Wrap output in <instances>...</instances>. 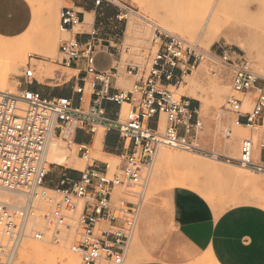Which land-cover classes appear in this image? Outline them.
Masks as SVG:
<instances>
[{
    "label": "built area",
    "instance_id": "2783aa9c",
    "mask_svg": "<svg viewBox=\"0 0 264 264\" xmlns=\"http://www.w3.org/2000/svg\"><path fill=\"white\" fill-rule=\"evenodd\" d=\"M105 0H80L64 7L59 15V29L67 35L59 40L58 63L78 72L72 96L45 95L36 88L40 82L34 69L27 66L17 95L0 94V189L21 194L24 204L0 201V264H13L27 238L54 245L66 242L64 236L76 231L82 238L72 249L81 254L82 264L108 260L123 264L134 237L140 205L122 201L113 203L117 187L141 186L144 166H150L161 148L199 153L227 165H236L264 174V134L241 139L236 157L215 155L200 146L203 125L198 110L187 97L177 98L169 89L192 73L206 60L216 78H229L234 93L254 95L252 107L245 111L244 101L236 95L226 101V110L236 127L264 129V76L240 51L217 48L204 51L198 46L173 36L165 37L155 54L152 69L128 89L113 88L118 84L119 69L99 71L96 56L108 52L111 44L101 38L95 22L91 32H77L85 23L84 8L98 10ZM80 34L88 39L81 41ZM161 36L155 34V43ZM140 69L130 67L128 75L138 77ZM90 82L91 93L87 94ZM63 84H66L64 82ZM114 90V92H113ZM93 98V99H92ZM118 107L115 119L106 115L104 103ZM124 105L130 109L123 118ZM164 117V122H163ZM96 135L98 127L118 134L124 147L121 175H109L110 166H89L79 179L61 175L55 188L47 187L50 166L47 148L53 136L63 138L68 147L89 153L87 145L76 143L67 126ZM226 131L224 140L232 138ZM79 155V154H78ZM55 166V164H51Z\"/></svg>",
    "mask_w": 264,
    "mask_h": 264
},
{
    "label": "rangeland",
    "instance_id": "374dc122",
    "mask_svg": "<svg viewBox=\"0 0 264 264\" xmlns=\"http://www.w3.org/2000/svg\"><path fill=\"white\" fill-rule=\"evenodd\" d=\"M74 1L77 6H80L77 4L80 0ZM189 1L190 0H105L103 6L96 11L92 5L88 6L90 11L95 12L97 29H99L101 38L108 40L111 44L109 52L115 56L117 61L116 66L119 69L118 88L126 90L141 77H147L149 75L153 66L155 54L158 51L161 42H165L166 36L179 37L188 43L198 46V48L204 51H214L219 47L238 50L252 63L254 69L260 75L264 76V59L260 61L261 59L257 58L258 49H264V0H225L224 6L218 11L221 20L219 19V22L217 23L218 27L215 25V27L221 32L220 35L218 34L219 36L216 34L218 30L214 26L203 32L202 25L211 10L210 7L212 8L211 5L215 4L218 6L221 0ZM31 4L34 19L32 27L34 35L25 49L26 62H19V69L17 72H14V70L12 71L11 68L6 70L8 82L7 88L10 90L13 89L12 91L15 94L19 93L20 85L24 84L22 76L27 66L30 65L32 69H34L36 77H38L40 82L39 86L36 85V88L43 94L50 96H63V93L65 92L72 94V86L78 72L72 69H66L58 63V61H60L58 49L59 40L67 36L61 33L59 29V15L64 7H73V3L66 2L65 0H57L56 4L52 5L50 0H35V2H32ZM193 4H196L193 7L194 9L192 8ZM167 6L171 9L167 8ZM189 6H191L194 11L191 12ZM180 9L182 12H180ZM167 12L170 13L168 14ZM178 15L182 17L180 18ZM187 18L189 20H187ZM47 22L48 27H46ZM134 26H139V29L143 34L135 32V29L132 28ZM83 30L84 29H78L77 27L75 33L82 32ZM85 31L89 33L92 30L88 29L83 32ZM155 34L161 36L158 43L153 41L155 39ZM0 42L6 43L5 40H0ZM237 44H245L249 47V52L242 51L237 47ZM253 45H259V48L257 49ZM95 65L99 69H105L110 65V58L106 55H100L97 58ZM130 67H137L140 69L138 77H131L128 75ZM211 70V65L204 60L192 73L183 79L177 88L169 87L178 99L181 97H187L192 105L196 106L198 117L203 125L200 133L201 148L207 152H212L213 149L218 148V146H225L224 134L228 130L232 132V137L243 131L245 135L243 138L254 137V139L259 142L261 138L260 135L264 134V129H258L256 131L254 128L246 130L236 127L233 124V117L228 114L225 108L227 99L232 95H236L237 98L242 101H251L250 108H244L245 111L250 110L254 95H239L234 93L230 79L213 77ZM49 76L53 78V81L48 79ZM192 79L196 82L191 81ZM64 82H66V84H63ZM191 83H196L197 87H195V91L199 95L205 93L209 97L210 102L208 105L202 103L199 99L190 97L192 90L188 87ZM173 84L176 85V83ZM214 85L220 86L223 91V101L220 105L211 103V91L212 86ZM224 90L226 92H224ZM90 93V82H88V96ZM129 109V106H124L123 118L126 116ZM98 133L105 135L106 129L104 130L98 127L96 135ZM57 138L59 144L62 148L64 147L63 150L66 151L69 158L77 163H79V161L82 162L79 163L82 164V166L77 168L69 165L53 166L47 162V167L50 166L47 181H53V183L46 185L47 187L51 186L49 187L50 189L55 188L59 176L64 174V171L67 169L75 173L76 171H85L87 167L92 166L95 162H97L98 165L99 163H107L110 166V176L114 174L121 175L123 159L120 156H110L107 154L106 150L102 151V149H99L94 145L93 147H89L90 152L88 155L91 160H88L83 157L84 153H79L78 147L74 146L70 148L64 142L63 138ZM241 139L237 140L238 153ZM161 151L173 152L177 156H195L184 150L163 148ZM161 151H159V153ZM159 153H157L158 155H156L150 166H144L142 169V176L147 179L144 187L130 186L125 188L120 186L116 189L120 192L117 191L116 193L114 191L113 194V203L116 206H119L122 201H128L140 205L136 231L123 264H144L145 262L152 260L155 254L160 250L168 233L173 228V192L177 189H186L197 194L210 213L217 217L226 210L236 206L253 205L262 209L264 208V195L263 192L259 191L261 189L264 191V174L258 172L254 173L247 171L246 169H238L234 165L225 164L223 160L217 162L207 156V159L197 157L199 161L196 162V165H192L193 169L190 168L192 167L190 165L183 162L177 163V161L173 160H171V162L168 161L167 163H170V165H168L165 161L162 162L159 159ZM113 156H116L117 159ZM173 163H175V166ZM177 166H180V170ZM211 168H217L219 173L214 174L210 172ZM239 174H244V176L251 181L243 184L235 180L236 175ZM151 176L155 179L154 186L151 185ZM257 176L259 177L258 179L256 178ZM245 187L248 188V190ZM258 188L259 190H257ZM133 191L137 192L134 195L135 197L128 195L132 194ZM258 191L262 195L259 194ZM220 196H224L225 199H223L224 197L220 199ZM247 198L250 200H246ZM15 200L3 199L1 201L15 206H21L24 204L22 201L19 202V200H17V203ZM237 200L239 201L237 202ZM213 202L219 203L213 204ZM64 238L66 239V242L59 245H54L48 240L45 242H39L31 238L25 239L22 245L27 243L29 245H39L40 247H50L54 250L67 249L72 252L77 257L79 263L82 264L81 254L72 249L73 245L78 246L80 244L82 238L76 234V231H71L70 234L64 236ZM2 240L3 237L0 233V242ZM21 247L13 264H20ZM205 259L208 260L206 264H218L213 257L207 256L202 258L203 261ZM24 264L50 263H40L37 258L33 259L31 262L26 260ZM99 264L113 263L108 260H102Z\"/></svg>",
    "mask_w": 264,
    "mask_h": 264
},
{
    "label": "crops",
    "instance_id": "0c3cea01",
    "mask_svg": "<svg viewBox=\"0 0 264 264\" xmlns=\"http://www.w3.org/2000/svg\"><path fill=\"white\" fill-rule=\"evenodd\" d=\"M65 1L76 4L74 0ZM83 10V25H86L88 15L93 17L97 25L95 12L88 7ZM32 22L33 10L26 0H0V36L19 37L28 31ZM78 39L85 41L88 37L80 34ZM100 55L108 56L110 65L105 69L96 67L97 70L111 71L117 67L112 53L101 51L96 61ZM117 85L113 84V88H118ZM63 96L71 97L72 94L65 92ZM104 107L107 117L115 119L118 107L108 102L104 103ZM66 128L68 134H73L77 144L94 146L96 135L76 130L72 124ZM103 150L110 156L125 153L115 132L105 133ZM101 165L95 162L94 167ZM64 172L63 175L76 180L82 171L75 173L67 169ZM51 183L53 181H47V184ZM173 204V228L153 259L144 264H199L207 256L213 257L218 264H264V209L253 205L236 206L217 217L210 213L197 194L186 189L173 192Z\"/></svg>",
    "mask_w": 264,
    "mask_h": 264
},
{
    "label": "bare ground",
    "instance_id": "6f19581e",
    "mask_svg": "<svg viewBox=\"0 0 264 264\" xmlns=\"http://www.w3.org/2000/svg\"><path fill=\"white\" fill-rule=\"evenodd\" d=\"M31 6H32V2L34 3L35 0H26ZM56 1L57 0H50V3L52 5H55L56 4ZM115 1V0H114ZM224 1L225 0H221L220 1V4L218 6H216L215 4L211 5L212 8L210 7V12L206 18V20L204 21V24L202 25V31L205 32L207 29H210L212 28L213 26L215 27V25H217V23L219 22V19H220V16H219V13L218 11H220V9L224 6ZM191 2V0L189 1ZM144 3V2H143ZM147 3V2H146ZM174 3V2H173ZM193 3V2H192ZM140 4V3H139ZM153 4V3H152ZM191 4V3H190ZM154 5V4H153ZM175 5V3H174ZM185 5V4H184ZM194 5L196 4H193L192 8L194 7ZM51 6V5H50ZM170 6V5H168ZM169 9H171L170 7H168ZM173 6V5H171ZM178 6V4H177ZM182 6V4H181ZM191 6H189L191 8ZM216 6V8H215ZM162 7V6H161ZM166 7V5H165ZM174 7V6H173ZM179 7V6H178ZM185 7V6H183ZM177 8V7H176ZM191 8V12L194 11L193 9ZM178 9V8H177ZM146 10V9H145ZM181 10V9H180ZM178 10V11H180ZM188 10V9H187ZM172 11V10H171ZM189 11V10H188ZM182 12V10L180 11ZM178 12V13H180ZM168 13V12H167ZM167 13H165L166 15H168ZM194 13V12H193ZM192 13V14H193ZM177 14V13H175ZM187 14V13H185ZM182 15V13H181ZM179 16V15H178ZM177 17V16H175ZM180 18L182 16H179ZM178 18V19H180ZM195 18V17H194ZM205 18V17H204ZM174 20V19H173ZM176 20V18H175ZM182 20V19H180ZM187 20H189L187 18ZM221 20V19H220ZM177 21V20H176ZM179 21V20H178ZM49 22V21H48ZM48 22L46 23V27H48ZM93 22H94V19L91 15H88L87 16V23L86 25H81L78 27V29H84V30H88V29H91L92 26H93ZM187 22V21H186ZM222 22V21H221ZM33 24H34V19H33V23L31 25V27L28 29V31L23 34L22 36H19V37H15V38H5V37H2L0 36V40H5L6 43H1L0 42V94H11V95H17L15 94L12 90L8 89L7 88V74H6V70L8 68H11L12 71L14 70V72L19 69V62H22V63H25L26 62V56H25V49L26 47L29 45V42L31 41L33 35H34V32L32 30V27H33ZM155 26V25H154ZM170 27V26H169ZM192 27V26H191ZM195 27V26H194ZM218 27V25H217ZM133 29H135L134 31L137 32V33H140V34H143V32L140 31L139 29V26H134L132 27ZM200 28V27H199ZM216 28V27H215ZM224 28V27H223ZM218 31L216 32V34L220 35L221 32L218 28H216ZM83 30V31H84ZM82 31V32H83ZM209 32V31H208ZM220 32V33H219ZM129 33V32H128ZM145 33V32H144ZM207 33V32H206ZM133 34V33H132ZM218 35V36H219ZM254 46V45H253ZM237 47L240 48L242 51L244 52H249V47L246 46L245 44H237ZM255 48H259V45H255L254 46ZM252 48V47H251ZM258 56V57H257ZM256 57L261 59L260 61H262L264 59V49L261 48V49H258V55ZM11 72V71H10ZM9 73V71H8ZM195 77V76H194ZM38 78V77H37ZM49 80L53 81V78L51 76L48 77ZM195 79V78H194ZM191 81H194L193 79ZM196 82V81H194ZM16 86V85H15ZM199 86V84H198ZM170 87H173V88H177L176 85L172 84L170 85ZM195 87L196 86V83H191L189 84V89L192 90V93L190 95V97L194 98V99H199V101H201L202 103H205L206 105L209 104V97L204 93L202 94H198L196 91H195ZM201 88V86H200ZM224 92H226L224 90ZM180 95V94H179ZM211 95H212V98H211V103L212 104H215V105H220L223 101V91L221 89L220 86L218 85H214L212 86V91H211ZM185 96V95H184ZM181 97V96H180ZM226 101V100H225ZM246 101V102H245ZM244 101V108H250L251 106V101L250 100H245ZM211 105V104H210ZM124 106H127L128 105H124ZM217 107V106H216ZM203 108V107H202ZM200 112V111H199ZM164 117H163V122H164ZM100 128L104 129L105 130V127L101 126ZM241 129H246L248 130L249 128L251 127H248V126H242V127H239ZM101 131V130H100ZM245 135H244V132H239V134L237 135H234L231 140L229 141H226L225 142V146H222V147H219L218 148H215L213 149L212 153H214L215 155H224V156H229V157H236L238 155V149H237V140L243 138ZM233 139V140H232ZM103 141H104V135L102 133H98L96 135V138H95V143L94 145L99 148V149H102L103 148ZM91 147V146H90ZM64 148V147H63ZM62 148V146L59 144L58 142V138L56 136H53L48 144V148H47V154H46V160L49 164H55V165H64V166H73L74 168H77V167H81L82 164H79V163H82L79 161V163H77L76 161H73L69 158V156L67 155L66 151H64ZM89 149V147H87ZM221 148V149H220ZM163 148H161L159 151H161ZM158 151V153H159ZM68 152V151H67ZM90 152V151H89ZM188 153H191V152H188ZM89 154V153H88ZM86 154L85 155V158L88 159V160H91L90 159V156ZM193 155L195 156H189V155H181V156H177L176 154H174L173 152H167V151H161L159 153V159L162 161V162H166V164H168L167 162H171V160L173 161H177L178 162H183L187 165H190L192 166L193 164L196 165V162L199 161V159L197 157H200V158H206V156L204 155H201V154H198V153H192ZM70 155V154H69ZM158 155V154H157ZM191 155V154H190ZM77 157V156H76ZM117 159L116 156H113ZM83 159V158H82ZM78 160V158H77ZM214 160V159H213ZM172 161V162H173ZM201 161V160H200ZM217 162H221L219 160H215ZM176 163V164H177ZM207 163V162H206ZM214 163V162H213ZM172 164V163H171ZM181 164V163H180ZM179 164V165H180ZM198 164V163H197ZM170 165V163L168 164ZM173 165L175 166V163H173ZM193 165V166H194ZM199 165V164H198ZM203 165V164H202ZM201 165V166H202ZM172 166V165H171ZM185 166V165H184ZM193 166L190 167L193 169ZM235 167H237L238 169H244V168H241V167H238L236 165H234ZM119 167V166H118ZM162 167V166H161ZM180 170V166H177ZM182 167V166H181ZM185 168V167H184ZM198 168V166H197ZM195 168V169H197ZM201 168V167H200ZM206 168V167H205ZM218 168V167H217ZM217 168H211L210 169V172L214 173V174H218L219 170H217ZM118 169V168H116ZM115 169V170H116ZM182 169V168H181ZM203 170V169H202ZM207 170V169H206ZM233 170V169H232ZM247 171H251V170H248L246 169ZM236 171V170H235ZM196 172V171H195ZM199 172V171H198ZM202 172V171H201ZM207 172V171H206ZM251 172H254V171H251ZM246 173V172H245ZM255 173V172H254ZM238 174V173H237ZM160 175V174H159ZM184 175V174H183ZM249 175V174H248ZM253 175V174H252ZM158 176V175H157ZM253 177V176H252ZM186 178V176H185ZM218 178V177H217ZM257 179L259 178L258 176L256 177ZM261 178V177H260ZM189 179V178H188ZM255 179V178H254ZM235 180L241 182V183H249V178H247L246 176H244V174H239V175H236L235 177ZM235 180H234V183H235ZM233 182V181H232ZM154 183H155V179L154 177L151 176V185L154 186ZM253 183H254V180H253ZM193 184V183H192ZM257 185V184H256ZM242 186V185H241ZM255 186V185H254ZM195 187V186H194ZM200 187V185H199ZM260 187V186H259ZM244 188V187H243ZM246 188V187H245ZM252 188V187H251ZM117 189V188H116ZM197 189V188H196ZM248 190V188H246ZM256 189V188H255ZM254 189V190H255ZM261 189V188H260ZM253 190V191H254ZM259 190V188L257 189ZM263 189L259 190L261 192H263V195H264V191H262ZM120 192L119 190H115V192L117 193ZM246 191V190H245ZM258 191L259 194H261L260 192ZM196 192V191H195ZM248 192V191H247ZM252 192V190H251ZM255 192V191H254ZM137 192L136 191H133L132 194H128V195H131L133 197H135L134 195L136 194ZM208 193V192H207ZM212 193V191H211ZM210 193V194H211ZM120 194V193H119ZM209 194V193H208ZM256 194V193H255ZM257 194V195H259ZM18 195V196H16ZM256 195V196H257ZM262 195V194H261ZM231 196V195H230ZM233 196V195H232ZM18 197V198H17ZM21 197V198H20ZM211 197V196H210ZM214 197V196H213ZM224 197V196H222ZM222 197L220 196V199H222ZM262 197V196H261ZM254 198V197H253ZM15 200L17 202V200H19V202L22 201V203L24 202V197L21 195V194H16V193H10V192H7V191H4V190H1L0 189V201L1 200ZM22 199V200H21ZM212 199V198H211ZM225 199V197L223 198ZM231 200V199H230ZM248 200V198L246 199ZM250 200V199H249ZM248 200V201H249ZM258 200H259V197H258ZM214 201V200H213ZM222 201V200H221ZM219 201V202H221ZM232 201V200H231ZM239 200H237L238 202ZM256 201V200H255ZM264 201V200H263ZM3 202V201H2ZM218 202V203H219ZM236 202V201H235ZM260 202V201H259ZM18 203V202H17ZM16 203V204H17ZM214 203H217V202H213ZM217 203V204H218ZM224 203V201H223ZM228 203V201H227ZM232 203V202H231ZM250 203V202H249ZM20 204V203H19ZM225 204V203H224ZM223 204V205H224ZM242 204V203H241ZM256 204V203H254ZM220 205V204H219ZM222 205V204H221ZM261 205V204H260ZM225 206V205H224ZM222 206V207H224ZM259 206V205H258ZM264 209V208H263ZM224 210V209H223ZM217 211V210H216ZM219 215V214H218ZM70 248V247H69ZM39 259V262L41 263H44V262H47V263H54V264H80L77 257L72 253L70 252L69 250L67 249H60V250H54L50 247H40L39 245H29L27 243H24L21 247V252H20V264H24L26 262V260L28 262H31L33 259ZM209 259V258H208ZM212 259V258H211ZM206 260V259H205ZM203 261L202 262L200 261V264H206L208 260L206 261ZM210 260V259H209ZM102 261H100L99 263H101ZM98 263V264H99ZM213 263V262H212Z\"/></svg>",
    "mask_w": 264,
    "mask_h": 264
}]
</instances>
